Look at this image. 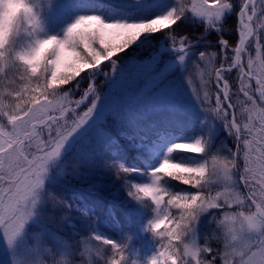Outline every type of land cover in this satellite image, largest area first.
I'll return each mask as SVG.
<instances>
[{"label": "snow or ice", "instance_id": "obj_1", "mask_svg": "<svg viewBox=\"0 0 264 264\" xmlns=\"http://www.w3.org/2000/svg\"><path fill=\"white\" fill-rule=\"evenodd\" d=\"M82 234L110 250L85 261ZM0 247V264H264V0H0Z\"/></svg>", "mask_w": 264, "mask_h": 264}, {"label": "trees", "instance_id": "obj_2", "mask_svg": "<svg viewBox=\"0 0 264 264\" xmlns=\"http://www.w3.org/2000/svg\"><path fill=\"white\" fill-rule=\"evenodd\" d=\"M227 28H230L231 31H227L224 33V38L227 39L229 41L230 46H234L235 42H237V34H236V17L235 16H230L227 18L226 20V25ZM178 31L180 32H188L189 34H194L197 33L198 31H202V29H199L195 26H182L181 29H179ZM208 39L211 40L213 42V44H215L216 42V33L212 32L209 36ZM212 50H218V49H212ZM143 55V54H141ZM252 55H255V52L253 50ZM245 59H247V55L245 56ZM87 82H85L86 85ZM97 87L99 88V90L101 91L102 89H106V87H104V78L103 76H100L98 78V80L96 81ZM214 88H210V91H213ZM239 107V106H238ZM242 116H246V114H242ZM220 140H223L225 144H227L229 147H234L233 143H232V139L231 137H229L228 139H224V136L221 135ZM220 141H217V144H219ZM107 179V178H106ZM71 189H69L70 191ZM99 196L103 197L106 195V193H104L103 191H100L98 193ZM110 202V198L104 200V206L106 207ZM115 211L117 214V219H119L121 221L120 224V228L124 229V236H130L131 237V246L136 248L141 255L142 258V251L145 248V237L147 238L148 241H151L153 238L151 237L150 234H145L143 232H140L139 235H137V230H138V225L134 222L131 225H129L125 219H124V214H123V210L122 207L119 205V203H117V206L115 207ZM214 228V225L212 226ZM70 231V230H69ZM102 232H104L106 235L110 236V237H114L117 239L121 238V232L119 228H116L111 222H109L107 225H105V227L103 229H101ZM200 242L203 243L204 238L207 237L209 239V242L212 244V246L215 248L217 247V242L215 239V234L211 231V229L207 226V225H202L201 229H200ZM67 239V237H65ZM90 238L89 235L86 234H82L81 236H77V237H73L72 239L74 241L79 242V250L83 251L84 248L86 247V239ZM95 242V241H94ZM95 244L94 246V250L91 251V253H85L84 256V260L87 261L89 259L91 260H95L98 259L97 257H95V248L97 246L106 249V250H110V246H103V245H98V242L93 243ZM110 255V251L108 253ZM78 264H83V262H78ZM101 264H104V261L101 260Z\"/></svg>", "mask_w": 264, "mask_h": 264}, {"label": "rangeland", "instance_id": "obj_3", "mask_svg": "<svg viewBox=\"0 0 264 264\" xmlns=\"http://www.w3.org/2000/svg\"><path fill=\"white\" fill-rule=\"evenodd\" d=\"M39 2L44 3L45 0H39ZM245 61H246V59H245ZM205 79H209V78L207 76H205ZM194 82L197 84L199 83V75L195 76ZM106 90L107 89H102L101 91H106ZM107 98L110 102L111 101H119L121 99H127V82L123 79L118 78L116 80V82L114 84H112L110 86V88L108 89ZM236 116H237L238 121L241 122V124L246 122L245 116L244 117L242 116V111L239 107L237 108ZM85 241H86V247L91 249V251L94 250L93 248L96 245L93 244L95 242L93 240H91V237L87 238ZM150 251L151 250L145 246V248L142 251V254H143L142 257L150 254ZM3 257H4V253H3L2 247H0V259H2Z\"/></svg>", "mask_w": 264, "mask_h": 264}]
</instances>
